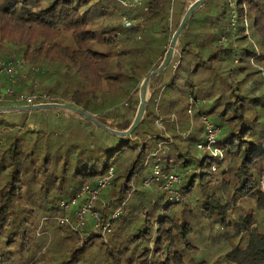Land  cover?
Segmentation results:
<instances>
[{"label":"trees","instance_id":"trees-1","mask_svg":"<svg viewBox=\"0 0 264 264\" xmlns=\"http://www.w3.org/2000/svg\"><path fill=\"white\" fill-rule=\"evenodd\" d=\"M187 7L185 0H142L137 8L121 0H0V58L25 61L16 94L35 93L37 102L126 131L140 85L162 63ZM123 16L134 24L125 26ZM177 45L150 78L130 135L66 109L8 111L17 122L0 113V264H208L198 254L210 248L214 226L232 234L226 264H264V0H205ZM8 84L0 73V94ZM25 105L14 96L0 102ZM201 115L220 127L218 154L197 147L205 139ZM155 166L178 177L172 192L165 179H152ZM110 168L93 207L110 231L91 217L78 231L61 222L75 220L61 202L97 186Z\"/></svg>","mask_w":264,"mask_h":264},{"label":"built area","instance_id":"built-area-1","mask_svg":"<svg viewBox=\"0 0 264 264\" xmlns=\"http://www.w3.org/2000/svg\"><path fill=\"white\" fill-rule=\"evenodd\" d=\"M121 3L123 6L126 7L137 8L142 5V0H121ZM234 3L235 2L233 1L230 6H234ZM121 21L124 23L125 26H131L134 24V20H129L125 16L122 17ZM234 24L235 14H233L231 18L230 26L232 29ZM245 33H248L247 29H245ZM24 65L25 61L23 59H17L10 55L0 58V73L6 75L9 80L8 86L4 89V93L0 94V102L5 100L6 97L14 96L15 100L24 101L27 105L45 104L42 102H37L38 95L35 93H15V88H18L20 86L21 80L24 78V75L20 74V69ZM259 68L264 78V70L261 67ZM194 107H197V101H195L194 98L191 96L189 98V108L187 110L190 116H192L193 114ZM199 120L204 126L205 139L200 142L197 147L202 151H210L214 152V154H218L219 150L215 148L214 144L216 142L217 135L220 133V127L215 125L207 116L201 115L199 117ZM112 174V168H110L108 175L98 180L97 186L83 187L79 190L75 197L61 202V206L64 210H75V220L70 221L68 217H65L60 219V221L68 223L72 230L78 231L85 225L87 217H91L93 223L95 224V227L102 226V233L105 234L110 231L109 223L101 225L100 217L97 212L93 211V207L96 203L100 190L105 189L109 185V177ZM152 179L156 182L165 179L166 182L163 188L169 192H172L173 186L179 182L178 177L174 174H170L168 176L161 174V171L158 166L154 167ZM120 212L121 208L117 209L116 212L112 215V218L116 217Z\"/></svg>","mask_w":264,"mask_h":264},{"label":"water","instance_id":"water-1","mask_svg":"<svg viewBox=\"0 0 264 264\" xmlns=\"http://www.w3.org/2000/svg\"><path fill=\"white\" fill-rule=\"evenodd\" d=\"M205 0H196L194 1L187 9L185 12L178 28L176 31L173 33L169 44L168 48L166 49L165 52V57L160 64V66L153 70L147 77H145L140 85L139 88V98H140V103L135 115V118L133 120V123L131 126L128 128L126 131H117L115 129H112L106 125H102L97 122L95 117L87 112L81 111L79 109H76L74 107H70L67 105H62V104H50V103H45V104H36V105H25V106H8V107H0V113L2 112H7V111H12V110H27V111H40V110H50V109H66V110H71L73 112H76L78 114H81L85 118L91 120L92 122L98 124L101 128L106 130L107 132L117 135V136H127L130 135V133L133 131V129L141 122L144 112H145V107H146V102H147V85L152 76L155 74L159 73L162 71L164 68L167 67V65L170 63L174 52H175V47L177 46V41L180 32L182 31L184 25L186 24L188 18L190 15L204 2Z\"/></svg>","mask_w":264,"mask_h":264},{"label":"rangeland","instance_id":"rangeland-1","mask_svg":"<svg viewBox=\"0 0 264 264\" xmlns=\"http://www.w3.org/2000/svg\"><path fill=\"white\" fill-rule=\"evenodd\" d=\"M194 1H196V0H185V7H187V6L189 7ZM188 7H187V9H188ZM199 16H200V14H199ZM170 39H169V41H170ZM169 41H168L167 46H166L167 48H168ZM176 47H178V45ZM176 51H178V48ZM11 56L15 57L14 54H12ZM21 72H22V69H20V74H22ZM167 73H168V71H167ZM183 80H184L183 78L179 77V79L177 80V83L180 86V88L185 89L186 87H183L184 86ZM202 109L204 110L203 107H202ZM45 116L47 118L55 117V116L48 115V114H45ZM5 117L8 118L10 121H13L11 119H14V121L17 122V114H15V113H11V112L7 111L5 113ZM41 117L43 118L42 115H41ZM41 117H40V115H38L36 119L41 121ZM179 117H180L181 122L183 123L182 125H185L186 123L184 122V117H183V114L181 112L179 113ZM33 119H34V116L31 118V120H33ZM199 125H200V123L198 122L197 119L193 120V126L198 127ZM107 126L114 127V126H111L110 124H107ZM197 135H198V133H197ZM203 137H204V133H203ZM152 163H153V161L151 160L149 162V166H147L144 169L145 175H147L148 172L151 171ZM219 229L222 230L220 227L218 228V226L213 227V230L210 233V236H211V239L209 240L210 248L207 249V247H206V249L205 248L201 249V252H200L201 254H198L199 260H201V258H200L201 255L205 254L204 259L207 261L208 264H226V262L223 260L224 259V253L226 250V245L228 244V242L230 240H232V238H231L232 234L228 230H226V231L222 230L223 233H221Z\"/></svg>","mask_w":264,"mask_h":264}]
</instances>
